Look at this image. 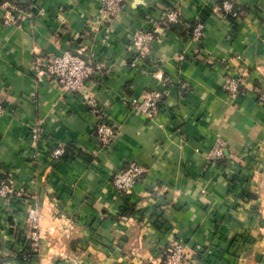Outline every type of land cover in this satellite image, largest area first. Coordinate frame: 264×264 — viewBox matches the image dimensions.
Here are the masks:
<instances>
[{"label":"crops","instance_id":"1","mask_svg":"<svg viewBox=\"0 0 264 264\" xmlns=\"http://www.w3.org/2000/svg\"><path fill=\"white\" fill-rule=\"evenodd\" d=\"M9 1L19 13L4 26L0 9L7 109L0 178L24 195L0 202V264H19L33 203L40 244L26 264H162L178 239L190 249L183 264H264V106L256 98L264 85V0H232L241 11L235 20L224 0H128L110 22L103 0ZM169 8L180 10L185 26H161ZM198 20L200 43L189 37ZM152 27L154 41L138 58L131 36ZM80 47L97 66L84 93L70 97L53 80L34 82V52ZM238 74L242 91L224 92V78ZM153 90L163 101L148 120L128 101ZM100 113L118 133L106 148L94 136ZM35 122L43 133L32 160ZM218 138L226 156L207 161ZM57 144L66 154L53 162ZM132 161L145 173L129 196H116L111 177Z\"/></svg>","mask_w":264,"mask_h":264},{"label":"built area","instance_id":"2","mask_svg":"<svg viewBox=\"0 0 264 264\" xmlns=\"http://www.w3.org/2000/svg\"><path fill=\"white\" fill-rule=\"evenodd\" d=\"M128 0H103L101 12L103 18L112 21L121 14L123 5ZM2 11V22L4 26L15 24L18 19L19 9L17 5L9 0L0 1ZM224 14L232 19L240 18V10L232 0H224L222 3ZM165 29L174 25L185 26L181 12L178 8H169L159 19V23ZM158 23V22H157ZM156 27L141 28L136 30L132 36L133 49L137 52L138 58H143L148 54L149 48L154 41ZM203 35V23L201 20L195 22L190 28V39L196 43L201 42ZM80 53H85V48L75 49ZM195 53L199 50L196 48ZM97 66L89 58L85 61L79 56L73 55L69 49H61L54 54L34 52L30 64L31 76L34 82L39 85L44 80L50 79L57 83L58 90L63 94L73 97L77 93H84L86 85L91 76L95 73ZM244 81L242 75L225 77L223 81V91L234 95L242 91ZM256 98L264 106V85L257 89ZM89 101V100H88ZM163 101V93L159 90H153L146 95L137 98L133 97L128 101L129 108L144 116L148 120H153L157 114L158 107ZM95 108L94 103H90ZM98 111V110H96ZM7 112L2 99L0 98V118ZM42 128L37 122L32 123L29 127L30 138L35 142V151L29 156L34 160L40 156L38 148L39 141L42 138ZM117 130L113 123L109 122L104 115H99L95 124L94 136L101 148H106L117 138ZM227 144L224 140L218 138L207 154V161L215 162L225 158ZM66 154L64 145L57 144L49 151L51 161L57 162ZM145 173V168L137 162L124 163L111 177V185L116 196H129L132 193L136 182ZM24 193L22 189H15L9 177L0 178V202L7 205L14 202L15 199H21ZM26 234L27 247L30 251L35 252L40 242V213L37 204H32L26 211ZM29 252V251H28ZM190 253L189 246L182 240L178 239L171 243L162 253V264H183ZM27 252L23 254L24 263L29 262Z\"/></svg>","mask_w":264,"mask_h":264},{"label":"trees","instance_id":"3","mask_svg":"<svg viewBox=\"0 0 264 264\" xmlns=\"http://www.w3.org/2000/svg\"><path fill=\"white\" fill-rule=\"evenodd\" d=\"M9 222H12L11 219H9ZM19 239H20V244L22 246V250L21 252L18 253L16 260L19 264H25L23 261V254L24 252H27V254L29 255V257H31L34 252L30 251V249L27 247V240L25 239V236H23L22 234L19 235ZM29 251V252H28Z\"/></svg>","mask_w":264,"mask_h":264},{"label":"water","instance_id":"4","mask_svg":"<svg viewBox=\"0 0 264 264\" xmlns=\"http://www.w3.org/2000/svg\"><path fill=\"white\" fill-rule=\"evenodd\" d=\"M69 51H70L73 55L79 56V57H81L82 59H84L85 61H88V56L85 55L84 53H80V52H78L77 50L72 49V48H69Z\"/></svg>","mask_w":264,"mask_h":264}]
</instances>
